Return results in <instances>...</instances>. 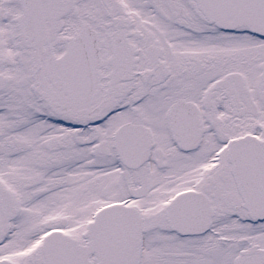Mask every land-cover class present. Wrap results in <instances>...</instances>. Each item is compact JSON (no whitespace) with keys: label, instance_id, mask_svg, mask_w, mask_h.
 <instances>
[{"label":"snow or ice","instance_id":"1","mask_svg":"<svg viewBox=\"0 0 264 264\" xmlns=\"http://www.w3.org/2000/svg\"><path fill=\"white\" fill-rule=\"evenodd\" d=\"M0 264H264V0H0Z\"/></svg>","mask_w":264,"mask_h":264}]
</instances>
